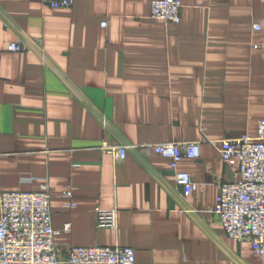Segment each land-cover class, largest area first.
<instances>
[{
  "label": "crops",
  "instance_id": "crops-1",
  "mask_svg": "<svg viewBox=\"0 0 264 264\" xmlns=\"http://www.w3.org/2000/svg\"><path fill=\"white\" fill-rule=\"evenodd\" d=\"M153 1L0 0V194L47 185L59 259L118 246L135 264H264L208 212L237 173L212 142L264 120V0H179L177 24L152 19ZM19 40L30 52L7 51ZM104 142L198 144L177 171L199 189L183 197L168 159L114 162ZM97 209H116L115 230Z\"/></svg>",
  "mask_w": 264,
  "mask_h": 264
},
{
  "label": "built area",
  "instance_id": "built-area-1",
  "mask_svg": "<svg viewBox=\"0 0 264 264\" xmlns=\"http://www.w3.org/2000/svg\"><path fill=\"white\" fill-rule=\"evenodd\" d=\"M51 9H69L74 0H42ZM179 0H154L152 19L177 24L180 21ZM259 28L256 27L255 30ZM38 48L41 40H35ZM11 53L30 52L22 40L7 46ZM40 59L45 63L41 51ZM103 129L108 123L100 118ZM219 148L223 162L237 168L232 183L219 185L214 206L208 212L217 216L227 237L236 242L249 241L252 250L264 254V120L259 121L253 138L212 142ZM100 148L114 162L123 161L128 153L135 158L159 156L169 160L175 186L183 197L199 189V185L186 173L177 171L182 159H197L198 144H108ZM71 192L63 194L70 200ZM48 187L43 183L37 192L0 194V264H135V254L129 247H73L65 259H59L55 238L59 231L52 226ZM72 208L71 203L65 204ZM184 212L193 214L192 211ZM116 209L96 210L98 229H116ZM69 231L65 225L63 232Z\"/></svg>",
  "mask_w": 264,
  "mask_h": 264
}]
</instances>
